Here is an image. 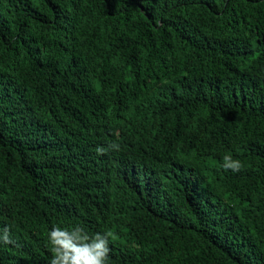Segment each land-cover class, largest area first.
<instances>
[{"label":"trees","instance_id":"1","mask_svg":"<svg viewBox=\"0 0 264 264\" xmlns=\"http://www.w3.org/2000/svg\"><path fill=\"white\" fill-rule=\"evenodd\" d=\"M76 225L108 264H264V0H0V264Z\"/></svg>","mask_w":264,"mask_h":264},{"label":"clouds","instance_id":"2","mask_svg":"<svg viewBox=\"0 0 264 264\" xmlns=\"http://www.w3.org/2000/svg\"><path fill=\"white\" fill-rule=\"evenodd\" d=\"M109 147L119 150V145L115 143ZM106 151L102 148L97 149L98 155H103ZM223 160L225 170L240 171L242 165L239 160H233L230 155H225ZM0 233H2L0 234V243H14L9 229H2ZM109 237L110 233L89 235L80 225L71 229L54 227L48 233V244L52 253L49 264H108Z\"/></svg>","mask_w":264,"mask_h":264}]
</instances>
